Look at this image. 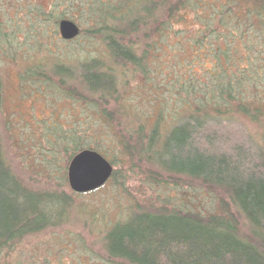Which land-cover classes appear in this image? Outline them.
Segmentation results:
<instances>
[{
  "label": "trees",
  "instance_id": "16d2710c",
  "mask_svg": "<svg viewBox=\"0 0 264 264\" xmlns=\"http://www.w3.org/2000/svg\"><path fill=\"white\" fill-rule=\"evenodd\" d=\"M5 63L18 89L71 102L69 122L40 126L24 152L51 174L60 165L73 194L108 191L91 214L104 259L64 262L60 248L31 263L19 246L62 226L71 200L22 185L0 139V264H264V0H0V95ZM112 99L132 122L106 112ZM75 108L81 121L71 122ZM83 152L100 160L84 171L109 173L77 191L69 166ZM127 164L149 195L136 187L138 197L120 198Z\"/></svg>",
  "mask_w": 264,
  "mask_h": 264
},
{
  "label": "rangeland",
  "instance_id": "374dc122",
  "mask_svg": "<svg viewBox=\"0 0 264 264\" xmlns=\"http://www.w3.org/2000/svg\"><path fill=\"white\" fill-rule=\"evenodd\" d=\"M19 62L20 64L25 63L23 61ZM5 64H7L4 65L6 70L3 72L5 86L3 87V94L0 95V139L4 158L12 173L18 177L25 187L31 186L35 190L42 191H51L53 189L59 191L63 189L71 200V205L65 215L66 219L62 226L27 237L23 240L18 250L23 253L34 254L35 256L31 260V263L32 261H40L41 252L51 254L49 257L55 259L52 254L58 252L60 248L67 249L66 251L68 252L64 258V262L79 259L90 261L91 256L95 257V255L104 259L99 250L100 239H97L96 234L91 231L97 222L96 218H91V214L92 212H98L96 208L99 206V202L107 196L108 190L102 188L91 193L73 194L68 185L66 186L59 179L61 172H63L60 165L59 170L55 169L52 175L46 170L48 166L52 165L51 163L45 162L39 165V161L34 160L22 148L24 143H36L40 139V131L42 130V128H39L40 126L49 127L54 124L65 126L62 124L69 122L67 118L70 112L67 108L71 106V102L65 96H60L59 92L52 94V98L57 100V102L53 103L49 97H46L40 91H30L27 87L24 90L18 89L17 68L11 67L12 64L10 63ZM123 98V101H129L130 98L135 99L134 95L128 97L126 93ZM141 109L143 112L144 110L150 111L146 106L141 107ZM153 109H156V106ZM105 110L118 119V122H132L126 120V115L123 116V110H120V102H115L112 99ZM78 112L77 108L73 110L74 117H72L71 122L81 121V116ZM77 113L78 115L75 116ZM164 114L168 115L169 113L165 112ZM131 118L135 122L139 121L136 115H133ZM242 123L248 132L249 130L251 131L252 136L257 137L259 132L253 123L251 125L248 122ZM26 139L29 140L27 141ZM66 156L67 152L64 150L58 153V163L67 166L68 161H66ZM54 167L55 165H53L52 169ZM55 171L58 172V178H56L57 173ZM120 171L125 180L124 188L128 192L127 194L126 192L122 193L119 191L120 198L121 196L126 198L130 194H136V187L142 188V192L146 195H149L153 191L147 188L148 182L147 180L143 181L145 176L137 168H129L127 164L121 167ZM158 193L162 194L161 192ZM137 194L136 197H138ZM141 197L142 200L145 198L144 196ZM206 201V198H202V202L206 203ZM110 202L112 201L109 200V203H106L107 207H111ZM208 205L212 206L213 201L208 199ZM90 210L92 211L90 212ZM107 213H109L111 218L115 216L117 218V214L111 212V209ZM80 245H82L81 248L79 247ZM81 249L83 250L80 251ZM70 253H72L71 256H74L73 259H70ZM93 264L107 263L96 262Z\"/></svg>",
  "mask_w": 264,
  "mask_h": 264
},
{
  "label": "water",
  "instance_id": "95a60500",
  "mask_svg": "<svg viewBox=\"0 0 264 264\" xmlns=\"http://www.w3.org/2000/svg\"><path fill=\"white\" fill-rule=\"evenodd\" d=\"M60 32L64 38H70L75 34L73 27L64 21L60 23ZM88 159L91 161L95 160L100 164V160L95 155H91L88 152H83L77 155L69 166L68 174L70 177V185L77 191L88 190L96 187L97 185L101 184L108 176L109 169L107 165H103V169L99 170V172H96L93 169H86L84 171L83 167H81V164L85 163ZM75 173L78 174L77 179L73 176Z\"/></svg>",
  "mask_w": 264,
  "mask_h": 264
},
{
  "label": "bare ground",
  "instance_id": "6f19581e",
  "mask_svg": "<svg viewBox=\"0 0 264 264\" xmlns=\"http://www.w3.org/2000/svg\"><path fill=\"white\" fill-rule=\"evenodd\" d=\"M108 169H109V166H108ZM108 172H109V171H108ZM107 177H108V176H107ZM107 177H106V178H107ZM65 211H66V208H65V210H64V212H63V215L65 214ZM59 213H60V212H57V215H59ZM63 215H62V216H63ZM45 221H46V220H43L42 223H44Z\"/></svg>",
  "mask_w": 264,
  "mask_h": 264
}]
</instances>
